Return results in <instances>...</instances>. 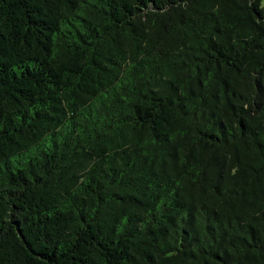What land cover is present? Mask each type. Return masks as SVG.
I'll use <instances>...</instances> for the list:
<instances>
[{
	"label": "trees",
	"instance_id": "trees-1",
	"mask_svg": "<svg viewBox=\"0 0 264 264\" xmlns=\"http://www.w3.org/2000/svg\"><path fill=\"white\" fill-rule=\"evenodd\" d=\"M0 264H264V0H0Z\"/></svg>",
	"mask_w": 264,
	"mask_h": 264
}]
</instances>
